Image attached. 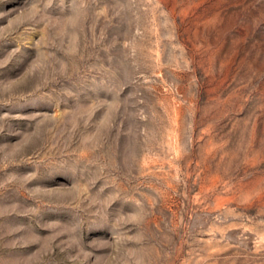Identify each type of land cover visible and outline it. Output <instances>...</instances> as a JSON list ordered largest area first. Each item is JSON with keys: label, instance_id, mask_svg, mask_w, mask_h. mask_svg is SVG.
Here are the masks:
<instances>
[{"label": "rangeland", "instance_id": "1", "mask_svg": "<svg viewBox=\"0 0 264 264\" xmlns=\"http://www.w3.org/2000/svg\"><path fill=\"white\" fill-rule=\"evenodd\" d=\"M0 264H264V0H0Z\"/></svg>", "mask_w": 264, "mask_h": 264}]
</instances>
